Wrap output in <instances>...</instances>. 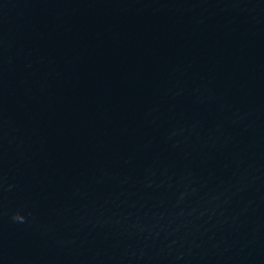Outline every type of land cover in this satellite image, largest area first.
Returning <instances> with one entry per match:
<instances>
[{
    "label": "water",
    "instance_id": "95a60500",
    "mask_svg": "<svg viewBox=\"0 0 264 264\" xmlns=\"http://www.w3.org/2000/svg\"><path fill=\"white\" fill-rule=\"evenodd\" d=\"M0 264H264V0H0Z\"/></svg>",
    "mask_w": 264,
    "mask_h": 264
},
{
    "label": "clouds",
    "instance_id": "9594fccd",
    "mask_svg": "<svg viewBox=\"0 0 264 264\" xmlns=\"http://www.w3.org/2000/svg\"><path fill=\"white\" fill-rule=\"evenodd\" d=\"M15 220H18V221H24V219H25V217L21 214V213H19V212H17L15 215H14V217H13Z\"/></svg>",
    "mask_w": 264,
    "mask_h": 264
}]
</instances>
